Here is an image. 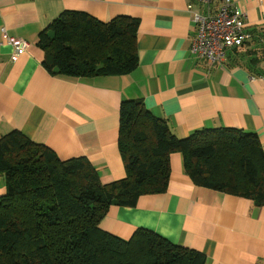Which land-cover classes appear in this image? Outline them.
<instances>
[{"label": "crops", "instance_id": "1", "mask_svg": "<svg viewBox=\"0 0 264 264\" xmlns=\"http://www.w3.org/2000/svg\"><path fill=\"white\" fill-rule=\"evenodd\" d=\"M232 1L248 15V44L218 66L192 54V14L214 17L223 0H0V139L20 132L61 161L85 158L109 184L126 178L121 105L143 100L178 138L231 129L256 135L264 149V0ZM64 12L138 20L139 68L124 77L51 75L38 40ZM4 29L28 44L16 60ZM171 166L167 193L144 196L133 209L112 207L101 229L123 240L148 230L202 253L206 264H264V201L196 187L180 154ZM5 192L0 175V197Z\"/></svg>", "mask_w": 264, "mask_h": 264}, {"label": "trees", "instance_id": "2", "mask_svg": "<svg viewBox=\"0 0 264 264\" xmlns=\"http://www.w3.org/2000/svg\"><path fill=\"white\" fill-rule=\"evenodd\" d=\"M139 27L129 17L102 23L64 12L39 36L42 65L69 79L131 75L139 68ZM118 148L126 178L104 184L85 158L61 161L20 132L2 137L0 264H206L202 253L151 231L123 240L100 227L112 207L133 209L144 196L167 193L175 154L196 187L264 201V149L256 135L220 129L181 139L143 100H133L120 108Z\"/></svg>", "mask_w": 264, "mask_h": 264}, {"label": "built area", "instance_id": "3", "mask_svg": "<svg viewBox=\"0 0 264 264\" xmlns=\"http://www.w3.org/2000/svg\"><path fill=\"white\" fill-rule=\"evenodd\" d=\"M196 1L207 3V0ZM192 20L197 29L192 54L212 65L223 66L227 52L242 46L249 39V35L245 32L248 15L244 10L237 8L232 0H223L214 17L194 13ZM2 35L7 44L17 50L13 60L28 48L27 43L21 39L11 38L5 29L2 30Z\"/></svg>", "mask_w": 264, "mask_h": 264}]
</instances>
